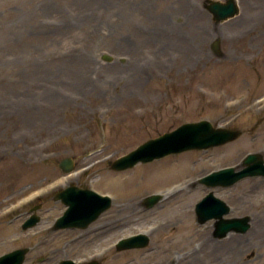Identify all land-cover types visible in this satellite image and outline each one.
<instances>
[{"label": "rangeland", "instance_id": "1", "mask_svg": "<svg viewBox=\"0 0 264 264\" xmlns=\"http://www.w3.org/2000/svg\"><path fill=\"white\" fill-rule=\"evenodd\" d=\"M237 3V16L215 24L203 0H0V254L34 244L43 264H264V178L197 183L247 153L264 156V0ZM216 37L220 54L210 49ZM201 119L240 136L108 169ZM66 157L75 172L63 176ZM69 184L108 194L112 205L86 229L51 231L63 211L53 196ZM209 192L229 204L226 217H250L247 232L218 239L214 220L196 222L194 206ZM154 193L163 199L144 209ZM39 202V224L22 230ZM140 232L145 248L115 251Z\"/></svg>", "mask_w": 264, "mask_h": 264}, {"label": "water", "instance_id": "2", "mask_svg": "<svg viewBox=\"0 0 264 264\" xmlns=\"http://www.w3.org/2000/svg\"><path fill=\"white\" fill-rule=\"evenodd\" d=\"M209 12L215 22H220L234 17L238 13L236 0H205ZM212 50L219 53V40H215ZM103 60H109L107 55L102 56ZM240 135L239 131L215 128L207 120L195 123H185L170 133H165L155 139H150L139 145L129 153L115 159L109 166L110 169L122 171L132 168L139 162L146 163L162 158L169 154L181 153L192 149H208L219 146L236 139ZM59 167L63 172L69 173L73 170L72 159L64 158L60 161ZM239 171L235 168H225L203 177L200 183L206 187H230L239 180L247 177H264V160L260 153H250L246 155ZM161 196L155 194L143 199L145 208L154 206ZM55 200H61L67 207L64 213L55 221L53 229L60 228H85L94 221L102 212L110 207L111 199L102 196L92 190L82 189L76 185H70L59 191ZM196 221L203 224L214 219V236L222 238L229 232L245 233L249 228V218H224L229 212L226 203L209 192L202 200L195 204ZM37 217L32 215L23 225V228L33 226ZM149 238L145 234H138L121 239L116 245L117 250L142 248L148 244ZM24 250H17L0 257V264H21ZM62 264H75L72 261H63ZM90 264H97L92 262Z\"/></svg>", "mask_w": 264, "mask_h": 264}, {"label": "flooded vegetation", "instance_id": "3", "mask_svg": "<svg viewBox=\"0 0 264 264\" xmlns=\"http://www.w3.org/2000/svg\"><path fill=\"white\" fill-rule=\"evenodd\" d=\"M25 247L27 248V253L25 255V259H24L23 264H43V262H45L43 257L39 258V256H35L34 253L36 251V246H34V244L29 245V246H25ZM41 259H42V261L40 262L39 260H41ZM70 259H73L75 261H88L84 258H77V257H72ZM59 261L56 260V261H54L53 264H58ZM99 262L101 263V260H99Z\"/></svg>", "mask_w": 264, "mask_h": 264}, {"label": "bare ground", "instance_id": "4", "mask_svg": "<svg viewBox=\"0 0 264 264\" xmlns=\"http://www.w3.org/2000/svg\"><path fill=\"white\" fill-rule=\"evenodd\" d=\"M189 217V216H188ZM186 228V226L185 225H183L182 227H180V228H178L177 230H183V229H185Z\"/></svg>", "mask_w": 264, "mask_h": 264}]
</instances>
